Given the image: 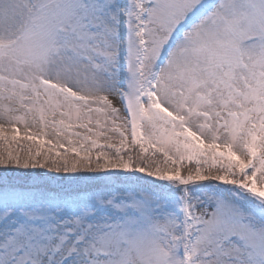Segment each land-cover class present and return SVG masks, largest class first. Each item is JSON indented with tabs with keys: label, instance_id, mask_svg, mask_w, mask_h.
I'll return each mask as SVG.
<instances>
[{
	"label": "snow or ice",
	"instance_id": "snow-or-ice-1",
	"mask_svg": "<svg viewBox=\"0 0 264 264\" xmlns=\"http://www.w3.org/2000/svg\"><path fill=\"white\" fill-rule=\"evenodd\" d=\"M0 264H264V0H0Z\"/></svg>",
	"mask_w": 264,
	"mask_h": 264
},
{
	"label": "trees",
	"instance_id": "trees-1",
	"mask_svg": "<svg viewBox=\"0 0 264 264\" xmlns=\"http://www.w3.org/2000/svg\"><path fill=\"white\" fill-rule=\"evenodd\" d=\"M21 144H27V143H29V142H27V141H21L20 142ZM31 171V170H30ZM35 171H46V170H44V169H36Z\"/></svg>",
	"mask_w": 264,
	"mask_h": 264
},
{
	"label": "rangeland",
	"instance_id": "rangeland-1",
	"mask_svg": "<svg viewBox=\"0 0 264 264\" xmlns=\"http://www.w3.org/2000/svg\"><path fill=\"white\" fill-rule=\"evenodd\" d=\"M48 175H51V176H56V175H64L63 173L61 174H56V173H49Z\"/></svg>",
	"mask_w": 264,
	"mask_h": 264
}]
</instances>
